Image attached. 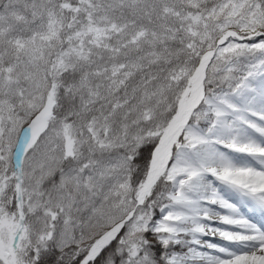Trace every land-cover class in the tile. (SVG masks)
I'll use <instances>...</instances> for the list:
<instances>
[{"label": "snow or ice", "instance_id": "snow-or-ice-1", "mask_svg": "<svg viewBox=\"0 0 264 264\" xmlns=\"http://www.w3.org/2000/svg\"><path fill=\"white\" fill-rule=\"evenodd\" d=\"M0 264H264V0H0Z\"/></svg>", "mask_w": 264, "mask_h": 264}]
</instances>
